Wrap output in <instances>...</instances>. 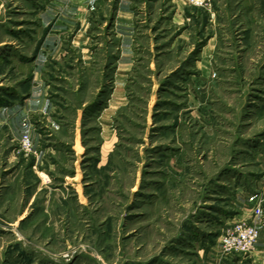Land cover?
<instances>
[{
  "label": "rangeland",
  "instance_id": "374dc122",
  "mask_svg": "<svg viewBox=\"0 0 264 264\" xmlns=\"http://www.w3.org/2000/svg\"><path fill=\"white\" fill-rule=\"evenodd\" d=\"M121 2L0 0V264H252L264 0Z\"/></svg>",
  "mask_w": 264,
  "mask_h": 264
},
{
  "label": "built area",
  "instance_id": "2783aa9c",
  "mask_svg": "<svg viewBox=\"0 0 264 264\" xmlns=\"http://www.w3.org/2000/svg\"><path fill=\"white\" fill-rule=\"evenodd\" d=\"M212 0H187L194 7L201 9L211 8ZM21 149L25 153L33 150V141L29 135H24L21 139ZM260 239L258 228L247 221H240L229 226L220 238L222 254L225 256L233 253L252 255L256 251Z\"/></svg>",
  "mask_w": 264,
  "mask_h": 264
},
{
  "label": "crops",
  "instance_id": "0c3cea01",
  "mask_svg": "<svg viewBox=\"0 0 264 264\" xmlns=\"http://www.w3.org/2000/svg\"><path fill=\"white\" fill-rule=\"evenodd\" d=\"M129 9V4L126 2V0H122L116 27V30L118 32H129V29L132 27V15L129 13ZM245 200L249 201L245 205L246 207H238L237 205L240 213L236 215V217L238 221H249L250 223L254 224L259 230H261V237L257 244L256 251L252 255H250V257L252 258V264H264V235L262 234L261 229L264 213L261 210V214L259 215L257 209L259 207V203H257L256 199L250 197V200Z\"/></svg>",
  "mask_w": 264,
  "mask_h": 264
}]
</instances>
